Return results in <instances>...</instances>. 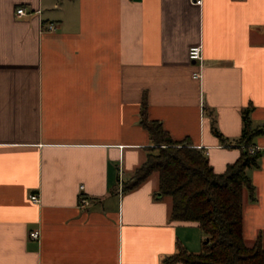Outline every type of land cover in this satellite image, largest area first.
<instances>
[{
	"label": "crops",
	"instance_id": "1",
	"mask_svg": "<svg viewBox=\"0 0 264 264\" xmlns=\"http://www.w3.org/2000/svg\"><path fill=\"white\" fill-rule=\"evenodd\" d=\"M142 110L224 172L243 111L264 127V0H0V264H163L201 250L156 173L122 191L152 147ZM253 142L242 235L264 247V135Z\"/></svg>",
	"mask_w": 264,
	"mask_h": 264
},
{
	"label": "trees",
	"instance_id": "2",
	"mask_svg": "<svg viewBox=\"0 0 264 264\" xmlns=\"http://www.w3.org/2000/svg\"><path fill=\"white\" fill-rule=\"evenodd\" d=\"M243 111L242 130L233 143L240 148L238 159L225 171L215 173L205 151L186 138L173 140L162 124L149 120L141 112V125L148 131L152 147L133 172L122 183V191H130L153 173L157 174V192L171 198L170 219L196 222L205 235L198 253L178 248L163 264H264L261 238L247 246L242 235V193L253 186L246 169L257 166L261 152H250L254 138L264 135V127H253ZM212 133L225 145L222 134L211 125Z\"/></svg>",
	"mask_w": 264,
	"mask_h": 264
},
{
	"label": "built area",
	"instance_id": "3",
	"mask_svg": "<svg viewBox=\"0 0 264 264\" xmlns=\"http://www.w3.org/2000/svg\"><path fill=\"white\" fill-rule=\"evenodd\" d=\"M192 3L194 4H200L202 2V0H190ZM15 14L17 17H20L22 15H25V10L24 8L22 7H19L16 9L15 11ZM48 29L49 30H53L55 29V25L54 24H49L48 26ZM188 58L189 60L193 61L195 64H197V68L198 70L195 71L193 73V78L194 79H198L200 80L201 79V69H202V59H203V55H202V47L201 45H194V46H191L189 49H188ZM250 152L251 153H254V152H261V149L258 147V146H253L250 148ZM120 179V177H119ZM121 180L119 181V188L121 187ZM83 186L81 185L80 186V189H82ZM29 199L35 203H37L39 201V196L37 193H34V194H30L29 195ZM81 204H87V200L85 198H81L80 200ZM40 231L39 230H32L29 232V238L30 239H33L35 241H39L40 239ZM177 264V263H175Z\"/></svg>",
	"mask_w": 264,
	"mask_h": 264
}]
</instances>
